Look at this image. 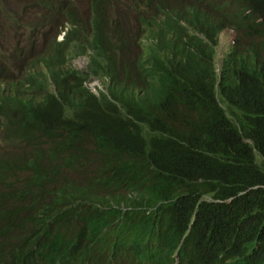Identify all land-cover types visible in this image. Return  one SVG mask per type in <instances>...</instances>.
Instances as JSON below:
<instances>
[{
	"label": "trees",
	"instance_id": "obj_1",
	"mask_svg": "<svg viewBox=\"0 0 264 264\" xmlns=\"http://www.w3.org/2000/svg\"><path fill=\"white\" fill-rule=\"evenodd\" d=\"M29 5L65 30L31 58ZM0 28V264L264 255V0H0Z\"/></svg>",
	"mask_w": 264,
	"mask_h": 264
},
{
	"label": "rangeland",
	"instance_id": "obj_2",
	"mask_svg": "<svg viewBox=\"0 0 264 264\" xmlns=\"http://www.w3.org/2000/svg\"><path fill=\"white\" fill-rule=\"evenodd\" d=\"M77 4V0H74ZM22 7V6H21ZM18 11V10H17ZM39 12L37 7L35 5H29V7L26 8L25 11V17L20 18L19 24L17 25V44L19 47L23 48L25 51L29 49V47L32 48V52L36 53L39 50H42L45 45H47L54 36L55 28L53 25H40L38 29L34 28V24H32V21L37 19L36 13ZM21 23V25H20ZM27 24H30V27L27 28ZM32 29H34L35 32H32ZM7 28H0V32L2 33V38L0 37V47L3 45H14V41L12 40L9 31H7ZM230 30L224 31L221 33L219 37V44L217 46V50L219 53V56L222 52L226 51L227 46L232 41V35H230ZM86 59L85 58H79L75 61H73L74 65H76L78 68H84ZM88 87H90L91 90L97 91V86H99V83L96 81H89L87 83ZM102 88V87H101Z\"/></svg>",
	"mask_w": 264,
	"mask_h": 264
},
{
	"label": "clouds",
	"instance_id": "obj_3",
	"mask_svg": "<svg viewBox=\"0 0 264 264\" xmlns=\"http://www.w3.org/2000/svg\"><path fill=\"white\" fill-rule=\"evenodd\" d=\"M54 28L56 30L54 32L53 39L49 43H51L52 41H56V42L61 41L63 39V37H64V31L65 30H64L63 27H55L54 26ZM227 30H230V32H229L230 35L234 36V34H233L231 29H224V30L221 31V33L224 32V31H227ZM221 33L219 34V37H220ZM232 39H233V37H232ZM29 49H30V47H29ZM29 49L26 52H27V55L29 56V58H31V56L34 53L33 52H31V54L28 53ZM80 58H85L86 59V62H85V66H86L87 58L86 57H80ZM75 60H77V59H74L73 61H75ZM85 66H84V68H85ZM84 68H78V69H84ZM90 81H96V82L99 83V86H97V87H102L100 81H98L97 79H93V80H90ZM88 88L90 89V87H88ZM91 91H93V90H91ZM93 92H95V91H93ZM180 248L181 247L176 248L175 251L173 252L172 256L170 257V258H173V264H179L178 253L180 251ZM241 257H242V254L237 255L236 257H233V258L232 257L224 258V257H222L221 255H219L217 253H210L208 251L200 250L199 253L193 259V263L192 264H230L232 261L237 260V259H239ZM251 264H264V255H259L257 257V259Z\"/></svg>",
	"mask_w": 264,
	"mask_h": 264
}]
</instances>
